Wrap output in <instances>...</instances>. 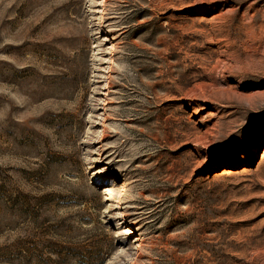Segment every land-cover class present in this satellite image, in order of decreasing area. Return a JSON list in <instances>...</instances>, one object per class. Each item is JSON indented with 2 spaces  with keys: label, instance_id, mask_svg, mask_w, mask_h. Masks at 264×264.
Returning a JSON list of instances; mask_svg holds the SVG:
<instances>
[{
  "label": "rangeland",
  "instance_id": "1",
  "mask_svg": "<svg viewBox=\"0 0 264 264\" xmlns=\"http://www.w3.org/2000/svg\"><path fill=\"white\" fill-rule=\"evenodd\" d=\"M0 264H264V0H0Z\"/></svg>",
  "mask_w": 264,
  "mask_h": 264
}]
</instances>
